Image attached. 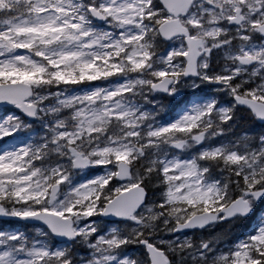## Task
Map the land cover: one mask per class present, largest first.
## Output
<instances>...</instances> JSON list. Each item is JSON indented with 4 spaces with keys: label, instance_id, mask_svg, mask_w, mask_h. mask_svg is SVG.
I'll return each mask as SVG.
<instances>
[{
    "label": "snow or ice",
    "instance_id": "1",
    "mask_svg": "<svg viewBox=\"0 0 264 264\" xmlns=\"http://www.w3.org/2000/svg\"><path fill=\"white\" fill-rule=\"evenodd\" d=\"M0 264H264V0H0Z\"/></svg>",
    "mask_w": 264,
    "mask_h": 264
}]
</instances>
